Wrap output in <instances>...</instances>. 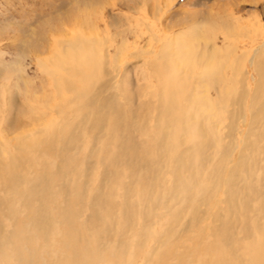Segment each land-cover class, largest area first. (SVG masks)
<instances>
[{"label":"bare ground","instance_id":"obj_1","mask_svg":"<svg viewBox=\"0 0 264 264\" xmlns=\"http://www.w3.org/2000/svg\"><path fill=\"white\" fill-rule=\"evenodd\" d=\"M225 13L0 74V264H264V23Z\"/></svg>","mask_w":264,"mask_h":264},{"label":"rangeland","instance_id":"obj_2","mask_svg":"<svg viewBox=\"0 0 264 264\" xmlns=\"http://www.w3.org/2000/svg\"><path fill=\"white\" fill-rule=\"evenodd\" d=\"M248 1L252 0H0V74L6 72L15 80L21 71L23 79L32 83L31 88L42 83L48 92V81L37 58L47 57L53 40L70 36L71 30L84 33L92 29L84 34L99 32L102 39H108L106 43L115 46L126 38L125 50L129 51L125 54H129L147 49L150 43L157 46L153 34L162 38L188 29L196 12L208 18L219 10L251 22L258 17L264 23V0ZM128 31V35H121ZM126 61V66H133L142 58L127 57ZM18 87L23 90L21 82ZM1 90L0 107L5 97ZM18 95L16 89L10 90L9 110L15 109L16 100L20 101ZM2 115L0 112V133L2 130L6 135L10 116L4 119Z\"/></svg>","mask_w":264,"mask_h":264}]
</instances>
